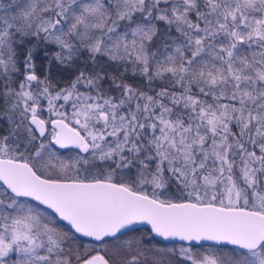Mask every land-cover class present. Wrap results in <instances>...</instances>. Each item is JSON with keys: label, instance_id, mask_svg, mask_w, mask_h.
<instances>
[{"label": "snow or ice", "instance_id": "obj_1", "mask_svg": "<svg viewBox=\"0 0 264 264\" xmlns=\"http://www.w3.org/2000/svg\"><path fill=\"white\" fill-rule=\"evenodd\" d=\"M0 264H264V0H0Z\"/></svg>", "mask_w": 264, "mask_h": 264}]
</instances>
